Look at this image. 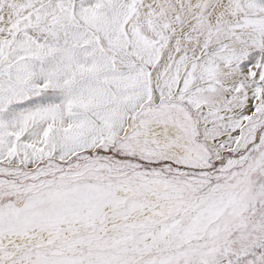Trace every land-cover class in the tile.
Wrapping results in <instances>:
<instances>
[{
  "label": "snow or ice",
  "instance_id": "obj_1",
  "mask_svg": "<svg viewBox=\"0 0 264 264\" xmlns=\"http://www.w3.org/2000/svg\"><path fill=\"white\" fill-rule=\"evenodd\" d=\"M0 264H264V0H0Z\"/></svg>",
  "mask_w": 264,
  "mask_h": 264
}]
</instances>
